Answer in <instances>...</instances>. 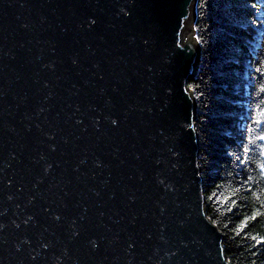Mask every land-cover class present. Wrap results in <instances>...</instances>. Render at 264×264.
I'll return each mask as SVG.
<instances>
[{
	"label": "water",
	"instance_id": "obj_1",
	"mask_svg": "<svg viewBox=\"0 0 264 264\" xmlns=\"http://www.w3.org/2000/svg\"><path fill=\"white\" fill-rule=\"evenodd\" d=\"M196 0H0V264H229L204 209Z\"/></svg>",
	"mask_w": 264,
	"mask_h": 264
},
{
	"label": "trees",
	"instance_id": "obj_2",
	"mask_svg": "<svg viewBox=\"0 0 264 264\" xmlns=\"http://www.w3.org/2000/svg\"><path fill=\"white\" fill-rule=\"evenodd\" d=\"M193 32L187 86L205 213L229 264H264V0H196Z\"/></svg>",
	"mask_w": 264,
	"mask_h": 264
},
{
	"label": "snow or ice",
	"instance_id": "obj_3",
	"mask_svg": "<svg viewBox=\"0 0 264 264\" xmlns=\"http://www.w3.org/2000/svg\"><path fill=\"white\" fill-rule=\"evenodd\" d=\"M257 123H264V111L258 113ZM249 139L251 140V137ZM258 139L264 141V135L259 136ZM261 147L264 148V144H262ZM245 151H248V149L246 148ZM262 167H264V165H262Z\"/></svg>",
	"mask_w": 264,
	"mask_h": 264
}]
</instances>
